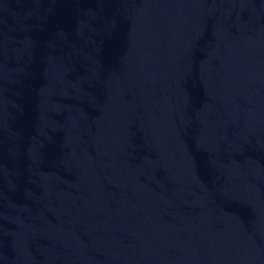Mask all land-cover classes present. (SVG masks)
<instances>
[{"label":"water","instance_id":"95a60500","mask_svg":"<svg viewBox=\"0 0 264 264\" xmlns=\"http://www.w3.org/2000/svg\"><path fill=\"white\" fill-rule=\"evenodd\" d=\"M0 264H264V0H0Z\"/></svg>","mask_w":264,"mask_h":264}]
</instances>
